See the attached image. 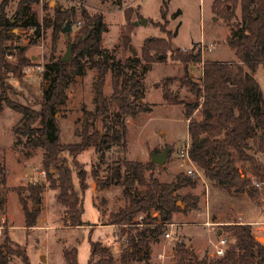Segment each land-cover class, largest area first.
Instances as JSON below:
<instances>
[{
	"label": "rangeland",
	"instance_id": "374dc122",
	"mask_svg": "<svg viewBox=\"0 0 264 264\" xmlns=\"http://www.w3.org/2000/svg\"><path fill=\"white\" fill-rule=\"evenodd\" d=\"M3 1H7L8 17H13L21 0H0V4ZM29 1L27 16L40 25V29L20 27L8 37L5 46L7 51L13 53L19 48H26V57L30 60L21 80L10 79L13 86L7 96L10 100L40 110L43 91L50 83V78L45 79L43 75L46 66L63 59L69 51L70 43L80 36L84 25L80 12L84 9L91 16L103 17L107 26L103 35V47L113 52L118 59L140 61V78L146 86V96L141 104L149 110L135 118L124 117L128 127L125 145L113 146L109 150H99L92 145L79 155L78 162L88 173V189L84 197L85 212L82 216L85 225L71 227L68 226L65 208L58 202L59 191L50 189L49 178L43 172V149H32L28 144L29 138L18 131L22 114L10 109L5 102L0 104V198L5 189L11 190L8 192V205L2 212L5 228H0V241L8 231L11 239L24 248L28 256L26 263L21 258H14L10 264H64L63 250L73 247L78 249V264H88L92 242L97 241L103 242L112 251L117 263L122 264L120 253L124 244L120 237L128 228H117L114 231L103 223L108 221L110 214L128 206L129 201L123 192L125 186L122 180L107 187H103L99 181L107 177L113 163H121L123 175L125 161L146 163L153 154H160L167 148L170 152L166 163L157 165L152 176L161 183L172 182L178 174H188L191 169L193 174L188 175L197 182L196 188L180 189L177 194L179 197L197 198L198 205L196 209L176 213L170 226H165L161 234L149 239L148 247L143 246L141 250V258L131 264H178L179 247L190 249L192 255L187 261L192 264L215 259L221 256L218 251H225L230 243L228 235L223 233L225 226L234 223L251 225L254 235L259 240L264 239V178L249 174L250 183L245 190H227L213 186L198 167L195 170L190 162L180 156L187 143L191 142L185 104L194 102L195 96L182 87L179 81H175L170 88L173 93H179L182 103L171 105L166 102L163 99L164 79L182 77L183 64L173 60L170 55L164 62L150 63L145 60L142 51L147 38H162L171 33L175 49L182 52L194 49V53L200 50L203 63L237 62L235 52L227 42L230 27L241 24L240 5L236 0H122L120 5L116 0L105 3L100 0ZM164 5L167 10L166 19L162 17ZM128 9L132 10L130 22L126 18ZM61 10L75 11L79 15L71 22L73 29L69 33V39H66L65 32L54 34L51 26L45 27L50 21L52 24L55 13ZM223 11L235 13L230 24L225 21ZM142 19L148 20L147 25L142 23ZM137 22H140L138 26L135 25ZM123 32L131 39L127 47L123 45ZM201 43L205 47L214 44V47L211 51H203ZM73 57L72 54L71 59ZM8 59L12 61L13 57ZM203 63L189 68V73L196 82L202 77ZM143 67H147V70L143 71ZM130 73L131 69H128L126 75ZM97 76V70L88 69L85 75L75 73L71 77L67 89L68 99L57 108L61 142L64 145L81 142L84 109L93 111L96 107ZM255 78L264 91L262 66L256 71ZM104 92L107 97L112 92L110 72L106 76ZM118 115L120 110L114 104L110 107L108 116L97 119L96 129L105 132V123L117 122ZM192 117L202 119L201 107ZM64 155L72 165L71 157L67 153ZM256 155L264 164V154L257 152ZM97 170L98 176L94 177L93 172ZM146 175L150 179L151 172ZM57 177L58 174L54 171L51 178L54 180ZM36 183H45L46 189L40 204L32 201L28 192L23 195L27 211H38L36 226L27 229L21 199L12 189L26 188ZM74 183L79 190L76 176ZM131 190L135 194L144 195L147 188L135 186ZM251 192H258V199H253ZM179 206L185 207L182 201H179ZM157 222L160 223L161 218ZM141 229L135 226L129 231L135 235ZM171 230L173 235L167 239L165 234ZM161 255L162 259L159 258Z\"/></svg>",
	"mask_w": 264,
	"mask_h": 264
},
{
	"label": "trees",
	"instance_id": "16d2710c",
	"mask_svg": "<svg viewBox=\"0 0 264 264\" xmlns=\"http://www.w3.org/2000/svg\"><path fill=\"white\" fill-rule=\"evenodd\" d=\"M100 1L105 3L110 0ZM116 1L119 5L122 3V0ZM6 2L0 4V104L5 102L10 109L22 114L18 131L29 138L28 144L32 149H43V172L49 178L50 189L59 191L58 202L66 210L68 226H84L82 216L85 212L84 197L88 189V173L78 162V157L92 145L99 150L125 145L128 127L124 117L135 118L149 110L141 104L146 96V86L140 78V61L130 58L118 59L113 52L103 47V35L107 29L103 17L91 16L81 9L80 17L84 20V25L77 40L70 43L74 57L69 62L59 59L46 66L43 75L45 79L50 78V83L43 91L40 110L18 104L7 97L13 90L10 79L21 80L30 60L26 57V48L9 53L5 46L14 30L20 27L40 29V25L27 16L29 0H21L18 3L13 17H8L6 13ZM236 2L240 5L241 24L230 27L227 42L235 52L237 62L203 63L200 50L194 53V49L187 52L175 49L171 33L162 38H147L142 51L143 57L150 63L164 62L170 55L173 60L183 64L182 77L164 79L163 99L171 105L182 103L179 93H173L170 88L175 81H179L182 87L195 96L194 102L184 103L191 139L190 158L213 186L243 191L250 183L249 174L264 178V164L256 155L257 152L264 154V91L255 78L260 66L264 70V0ZM131 14L132 10L128 9L126 18L129 22ZM222 15L229 24L235 17L234 12L223 11ZM78 16L75 11H57L52 24L50 21L45 27L51 26L56 34L63 31L67 22H73ZM166 16L164 5L163 19H166ZM130 42V37L123 32V45L127 47ZM10 56L13 57L12 61L8 59ZM201 63L202 77L196 82L190 75L189 68ZM88 69L98 72L95 82L96 107L93 111L84 109L81 142L64 145L61 142L57 108L64 105L68 99L67 89L72 75H85ZM128 69H131V73L126 75ZM143 69L145 71L147 67ZM109 72L112 92L107 97L104 87ZM114 104L120 110L117 122L105 123V132L97 130V119L108 116L110 107ZM199 107L202 110V120L192 117ZM66 153L71 157L72 165L65 157ZM124 166L125 173L122 175L121 163H113L107 177L99 183L107 187L122 180L125 186L123 192L129 201L128 206L110 214L108 221L103 225L119 229L128 228L120 237L121 243L124 244L120 256L122 264H131L141 258V250L143 246L148 247L149 239L161 234L165 225L172 223L176 213H185L197 208V198L179 197L177 194L180 189L196 188L197 182L188 174L180 173L174 181L161 183L152 176L157 167L152 160L146 163L127 160ZM54 171L58 177L53 180L51 176ZM147 172H151V181L146 175ZM75 176L80 185L79 190L75 188ZM93 176H98V170L93 172ZM135 186L146 187V193H133L131 189ZM45 189V183L12 189L21 199L27 229L36 226L38 211H27L23 195L28 192L29 198L40 204ZM10 191L5 189L0 198V228H5L2 212ZM250 195L253 199H258V192H251ZM179 201L183 202L184 208L179 206ZM158 218H161L160 223L157 222ZM135 226L141 227L142 231L134 235L129 230ZM223 233L230 239L224 254L199 264H264V244L254 235L251 225H226ZM63 251L64 264H78L77 247ZM178 255V264H192L187 261L192 255L190 249L179 247ZM14 258L28 262L26 250L14 242L7 231L0 241V264H10ZM88 264L118 263L112 251L103 242L97 241L92 242Z\"/></svg>",
	"mask_w": 264,
	"mask_h": 264
},
{
	"label": "water",
	"instance_id": "95a60500",
	"mask_svg": "<svg viewBox=\"0 0 264 264\" xmlns=\"http://www.w3.org/2000/svg\"><path fill=\"white\" fill-rule=\"evenodd\" d=\"M142 23L144 24V25H147V23H148V20L147 19H142ZM140 24V22H137V23H135V25L136 26H138ZM72 24H71V22H67V24H66V26H65V28L63 29V32H65L67 35H66V39H69V33L72 31ZM134 53V55H136V52L134 51L133 52ZM72 49H71V47H69V51H68V53L63 57V59H62V61L63 62H69L70 60H71V56H72ZM169 152H170V150L167 148V149H165L162 153H160V154H153L152 155V158H151V160H152V162L154 163V164H156V165H159V166H161V165H164L165 163H166V161H167V158H168V155H169ZM37 207V206H36ZM261 243H263L264 244V239H260L259 240ZM43 261H45V259L43 258Z\"/></svg>",
	"mask_w": 264,
	"mask_h": 264
},
{
	"label": "built area",
	"instance_id": "2783aa9c",
	"mask_svg": "<svg viewBox=\"0 0 264 264\" xmlns=\"http://www.w3.org/2000/svg\"><path fill=\"white\" fill-rule=\"evenodd\" d=\"M213 47H214V44H210L208 47H207V46L205 47V46L201 43V49H202L203 51H204L205 49L211 51ZM189 151H190V143H187L186 147L182 150V153H181L180 156H181L182 158L186 159V160H187L188 162H190L191 164H194L193 161H192L191 158H190ZM188 174H189V175H192V174H193V171L190 169V170L188 171ZM198 174H200L199 171H198ZM199 176H200V175H199ZM201 177H202V175H201ZM165 226H166V227H169L170 225L167 224V225H165ZM171 226H173V225H171ZM172 235H173V231H172V230H171V231H167L166 234H165V237H166L167 239H169V238L172 237ZM218 254H219V255H223V254H224V251H223V250H219V251H218ZM159 258L162 259L163 256L161 255Z\"/></svg>",
	"mask_w": 264,
	"mask_h": 264
},
{
	"label": "crops",
	"instance_id": "0c3cea01",
	"mask_svg": "<svg viewBox=\"0 0 264 264\" xmlns=\"http://www.w3.org/2000/svg\"><path fill=\"white\" fill-rule=\"evenodd\" d=\"M202 120V119H201ZM189 135V134H188ZM192 166L194 167V169L195 170H197V166H196V164H192ZM8 205V194H7V196H6V203H5V206H4V210L3 211H5V209H6V206ZM174 218V217H173ZM4 223V222H3ZM109 226V225H108ZM111 228H113L114 229V231H115V229H117L116 227H114V226H110ZM117 247V246H116ZM118 248V247H117ZM46 261V260H45Z\"/></svg>",
	"mask_w": 264,
	"mask_h": 264
}]
</instances>
